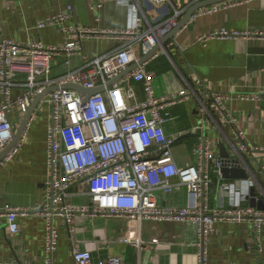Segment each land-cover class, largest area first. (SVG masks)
Here are the masks:
<instances>
[{"label":"crops","instance_id":"crops-1","mask_svg":"<svg viewBox=\"0 0 264 264\" xmlns=\"http://www.w3.org/2000/svg\"><path fill=\"white\" fill-rule=\"evenodd\" d=\"M133 2L137 11H132L127 0H0V44L42 42L48 46L60 45L63 37L59 30L55 27L39 29L38 23L60 14L69 5L74 8V21L84 29L126 31L134 28L139 20L142 32L170 20L176 11H184L182 19L193 6L201 3L168 0L157 6L151 0ZM231 3L233 6L212 15L198 16L210 6L200 9L173 41L165 45L166 51L161 50L144 64L155 76L154 90L159 98L183 89L197 90V96H191L187 102L168 111L175 120L166 125L167 134L185 133L173 147L179 167L197 166L193 150L202 141L212 145L219 158L222 144L228 153L240 159L247 178L220 179L213 175V184L207 194L210 207L228 209L235 198L245 196L244 207L260 210L258 205L264 206V153L240 155L238 132L245 134L248 144L264 148V97L240 100L238 96L255 94L264 87V35H256L264 34V0H234L220 4ZM222 29L252 36H213ZM127 43L126 37L114 35L85 38L82 53L72 58L69 66L63 57L56 58L52 77L56 79L77 72L87 61L111 54ZM133 52L138 61L143 58L139 45L134 46ZM129 75L117 84L128 81L127 84L136 89L137 100L143 101L142 86L133 82ZM23 82L24 75L14 76L13 98L23 92ZM210 93L231 96L228 112L237 123L228 124L213 116L207 119L205 133L186 134L202 124L203 104H207ZM49 95L36 108L19 142L18 153L10 160L0 162V213L5 207L32 210L43 204L45 184L49 179L47 134L52 124ZM2 103L0 94V105ZM23 118L17 110L10 113L14 130ZM225 183L234 185L236 196L223 192ZM252 189L256 193L254 207L250 201ZM80 191L77 186L71 188L73 196L68 202L89 204L87 196L77 195ZM155 197L159 205L172 209L187 204L185 189L169 195L157 192ZM17 223L19 232L14 235L7 218L0 214V264H45L44 220L32 213L18 217ZM55 223L59 230L55 264H74V247L90 252L95 261L110 257H119L126 264H198L199 261L200 240L192 225L86 215H78L71 225L63 218H56ZM70 230L75 231L74 240ZM257 233L249 220L219 222L211 234L207 264H264V226L260 242Z\"/></svg>","mask_w":264,"mask_h":264},{"label":"built area","instance_id":"built-area-1","mask_svg":"<svg viewBox=\"0 0 264 264\" xmlns=\"http://www.w3.org/2000/svg\"><path fill=\"white\" fill-rule=\"evenodd\" d=\"M127 1L132 11H137L133 0ZM202 1L205 0H195L196 3ZM151 2L162 6L168 0ZM230 6L233 4H215L197 15H212ZM183 13L176 11L173 18L147 31L139 30L141 23L138 20L134 28L126 31L99 32L77 24L74 8L69 5L60 14L38 23L39 29L57 28L63 37L60 45L48 46L42 42L0 44V94L3 97L0 105V152L13 138L10 113L17 110L25 115L38 95L49 88H58L48 98L52 124L47 134L49 179L45 184L43 204L32 210L5 207L0 213L7 218L14 235L19 232L18 217L33 213L44 220L45 264H55L59 246L56 218H63L71 225L78 215L192 225L200 240L198 264H207L211 234L219 222L249 220L258 232L257 240L261 241L264 211L244 207L245 196L235 198L228 209L210 207L207 194L213 184V175L222 179L223 168V161L212 145L202 141L195 146L196 167L181 168L174 159L173 147L185 133L167 134L166 125L175 120L168 111L187 102L191 96H197L196 89H183L159 98L154 90L155 76L146 70L145 64L139 65L129 75L133 82L142 86L143 101L137 100L136 89L127 84L128 81L107 88L112 80L139 62L133 52L135 45L140 46L143 56L148 55L159 45L165 32L177 26ZM109 35L126 37L128 43L111 54L87 61L77 72L56 79L52 77L56 58L63 57L69 66L72 58L82 53L85 38ZM213 36L236 38L252 34L222 29ZM17 74L24 75V90L13 98L14 76ZM70 84L87 90L104 87L105 93L83 100L75 91L64 89ZM262 97L264 87L255 94L238 96L240 100H259ZM230 100L231 96L227 94L210 93L207 104H203L205 115L202 124L186 134L205 133L209 117L236 124L237 120L228 112ZM20 147L21 143H18L5 160L13 158ZM238 151L240 155L264 153V148L248 144L245 134L239 131ZM76 186L81 189L77 195L87 196L89 204L68 202L73 196L71 188ZM181 189L187 192L184 207L172 209L159 205L156 200L157 192L169 195ZM234 189L232 184L222 185L225 194L236 196ZM70 235L74 240L75 231L70 230ZM135 243L139 244L138 241ZM73 260L74 264H126L119 257L95 261L90 252L75 247Z\"/></svg>","mask_w":264,"mask_h":264},{"label":"water","instance_id":"water-1","mask_svg":"<svg viewBox=\"0 0 264 264\" xmlns=\"http://www.w3.org/2000/svg\"><path fill=\"white\" fill-rule=\"evenodd\" d=\"M234 0H206L204 2H201L195 6H193L188 12L187 14L180 19L179 23L177 24L176 27H174L173 29L166 31L163 39L160 40L159 45L152 51L150 52L148 55L143 56V58L136 64H134L133 66H131L127 71H125L124 73L120 74L119 76H117L114 80H112L108 85L107 88L117 84L118 82H120L123 78H125L126 76H128L130 73H132L139 65L144 64L146 61H148L151 57H153L155 54H157L158 52H160L161 50L166 51V47L165 45L169 42V41H173L174 37L180 32V30H182V28L190 21L191 17L194 16V14L196 12H198L200 9L206 7V6H211V5H215V4H220V3H226V2H231ZM58 88L54 87V88H49L47 90H45L43 93H41L40 95H38L34 101L31 104L30 109L28 110V112L24 115V118L22 120V123L20 124V126L18 127L17 130H13V138L11 143L4 148L1 152H0V162L2 160H4L8 154L14 149V147L20 142V140L23 137V134L26 130V127L28 125V123L30 122L36 108L38 107V105L51 93L55 92ZM64 89L67 90H71V91H75L83 100H87L89 97H91L94 94L97 93H103L105 91L104 87H100V88H96L93 90H87L79 85H74V84H70L64 87ZM220 155L223 161V168H222V177L224 179H245L247 178L246 173L244 170L241 169V162L239 157H233L230 153H228L224 146L221 144L220 145ZM251 205L254 207L255 206V197H256V193L255 190L252 189L251 192ZM261 205V206H260ZM258 208L260 210H264V206L263 204H259Z\"/></svg>","mask_w":264,"mask_h":264}]
</instances>
